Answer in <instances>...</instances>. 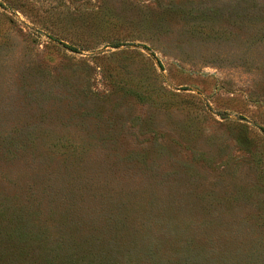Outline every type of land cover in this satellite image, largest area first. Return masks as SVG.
Wrapping results in <instances>:
<instances>
[{
    "label": "rangeland",
    "instance_id": "obj_1",
    "mask_svg": "<svg viewBox=\"0 0 264 264\" xmlns=\"http://www.w3.org/2000/svg\"><path fill=\"white\" fill-rule=\"evenodd\" d=\"M0 264H264V0H0Z\"/></svg>",
    "mask_w": 264,
    "mask_h": 264
},
{
    "label": "trees",
    "instance_id": "obj_2",
    "mask_svg": "<svg viewBox=\"0 0 264 264\" xmlns=\"http://www.w3.org/2000/svg\"><path fill=\"white\" fill-rule=\"evenodd\" d=\"M128 94L132 95L135 99L145 102L146 95L141 94L139 91L133 92L131 86L125 90Z\"/></svg>",
    "mask_w": 264,
    "mask_h": 264
}]
</instances>
